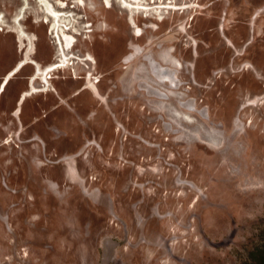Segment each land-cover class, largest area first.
I'll return each instance as SVG.
<instances>
[{
  "label": "rangeland",
  "instance_id": "1",
  "mask_svg": "<svg viewBox=\"0 0 264 264\" xmlns=\"http://www.w3.org/2000/svg\"><path fill=\"white\" fill-rule=\"evenodd\" d=\"M64 1L81 59L52 73L65 103L30 97L21 133L0 112V264L252 262L264 245V0H143L134 17L117 0ZM0 14V77L26 53L17 27L37 63L58 60L40 2L0 0ZM34 73L26 64L12 84L23 91ZM49 126L62 136L34 138Z\"/></svg>",
  "mask_w": 264,
  "mask_h": 264
},
{
  "label": "bare ground",
  "instance_id": "2",
  "mask_svg": "<svg viewBox=\"0 0 264 264\" xmlns=\"http://www.w3.org/2000/svg\"><path fill=\"white\" fill-rule=\"evenodd\" d=\"M37 1L40 2L42 11L45 14V18L43 19L44 22L50 24V34H53L56 37V41L58 45V60L45 68H43L39 63H37V61L29 60L30 56L35 54L37 51L35 38H31L20 27H17V31L20 37H25L28 40V44L26 45L28 46L27 57L26 60L21 61L20 67L17 69V71L11 76L7 77L5 84H7V82H9V80L17 72H19V70L24 65L28 64L29 62H31L32 64L34 63V66L36 67V73L31 79L32 88L31 91L28 92L27 96L38 94L42 91L55 90L50 85V80L53 77L52 73L56 70H64L68 66L75 65L76 63L79 64L81 61V59L78 58L79 56H76L72 51L78 42V38L76 37V35L80 34L79 29L73 24V18L75 17V15L73 13H67L64 10L57 9L56 7V5H58L60 8H65L68 6V2L64 0H37ZM117 1H119L124 7H126L131 11V17H134L136 16V14H141L145 11L147 12L146 14H148L149 7L144 5L145 2H143V0H117ZM85 4H86L85 0L76 1V5H78L79 7H84ZM102 4L106 8H111L113 6V0H102ZM23 12H24V7L20 10L19 15H17L15 19L17 25L19 24V19L22 17ZM155 13L157 12L155 11ZM1 21H2V16L0 14V22ZM1 29L2 27L0 28V30ZM88 31H91V29H88ZM140 35L141 32L137 33V36ZM88 60H92V58L89 57ZM169 65L170 66L172 65L174 69L177 67L174 61H170ZM251 67L252 66H248V70ZM75 77L79 78L78 75H75ZM37 80L42 81L43 89H39L35 85V82ZM87 82H88V86L94 89L96 82H92L91 79H88Z\"/></svg>",
  "mask_w": 264,
  "mask_h": 264
},
{
  "label": "crops",
  "instance_id": "3",
  "mask_svg": "<svg viewBox=\"0 0 264 264\" xmlns=\"http://www.w3.org/2000/svg\"><path fill=\"white\" fill-rule=\"evenodd\" d=\"M3 46H4V44H3ZM17 46L19 47V44ZM25 48H27V49H25L26 53L24 52V57H23V59H21V61L26 60V57H27L28 46H25ZM21 50H23V48ZM18 51H20L19 48H18ZM35 54H37V51H36ZM32 59H34V58L32 56H30V59L29 60H32ZM34 60H36V59H34ZM21 61H19L15 65V67L6 76L0 77L1 78V81H0V112H1V114H8V113H10V115L14 116L15 121L18 123V126H19V128H18L19 133H21V126H22V123H23V119L22 118H23V115L25 114V104L27 103V101H28V99L30 97H32L34 95H38V94H44V95H47V96L48 95H51V96L54 95L55 98L59 99L58 105H62V104L65 103V99H63V97L61 96L60 90L54 84H52V86L54 87L55 90H49L47 92H41V93H38V94H33V95H28L27 96L28 92L31 91V88H32V82H31L32 80L31 79H32L33 75L36 73V67L31 62H29L28 64H31V65L34 66L35 73L31 77L30 76L23 77V79L26 80V89H24L23 91H20V89H19L20 82L19 81L15 82V84H12V79H18L16 77V75L19 72L17 74H15L13 76V78H11L9 80V82H7V84H5L6 83V80H7V77L8 76H11L12 74H14L17 71V69L20 67ZM40 64H41V66L43 68H45V67H47V66L50 65L49 64V65L43 66L42 63H40ZM42 84L39 85L38 80L35 82V85L37 87H41ZM82 92H84L83 89L79 93H82ZM60 97H61V100H60ZM85 100H86V102L89 105H93L98 100V98L95 97L94 95H92L91 92L87 91L86 92V96H85ZM20 103H22V104H20ZM51 111L52 110H50V112ZM17 112H21V114L19 116H16ZM72 122L73 123L75 122L74 119L72 120ZM54 127H56V126H51V127L49 126V130L50 131L49 132H46L45 134H43V139H42V137L40 135L39 136L36 135L34 138L38 137V139L39 140L41 139L45 144H47V141L48 140L53 139L54 136H56L57 138H60L62 136V128L60 129V128L57 127L58 130H59V133H60V134L57 135L55 133Z\"/></svg>",
  "mask_w": 264,
  "mask_h": 264
},
{
  "label": "trees",
  "instance_id": "4",
  "mask_svg": "<svg viewBox=\"0 0 264 264\" xmlns=\"http://www.w3.org/2000/svg\"><path fill=\"white\" fill-rule=\"evenodd\" d=\"M252 258V262H246L245 264H264V245L253 253Z\"/></svg>",
  "mask_w": 264,
  "mask_h": 264
}]
</instances>
